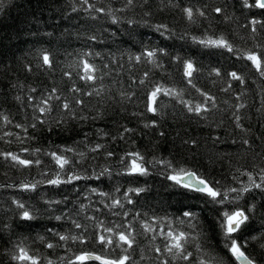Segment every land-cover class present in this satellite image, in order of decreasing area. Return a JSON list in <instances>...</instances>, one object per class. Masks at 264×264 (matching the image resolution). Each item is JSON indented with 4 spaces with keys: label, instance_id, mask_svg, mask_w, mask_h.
Returning a JSON list of instances; mask_svg holds the SVG:
<instances>
[{
    "label": "trees",
    "instance_id": "1",
    "mask_svg": "<svg viewBox=\"0 0 264 264\" xmlns=\"http://www.w3.org/2000/svg\"><path fill=\"white\" fill-rule=\"evenodd\" d=\"M89 2L106 11L85 12L87 5L78 0H0V153L40 161L24 167L0 155V264H19L11 258L18 247L34 254L38 264H67L82 251L123 254L95 240L80 244L59 238L88 239L104 227L132 232L135 244L129 252L135 264H240L228 251L231 239L254 264H264V191L252 189L236 202L249 219L227 239L220 221L235 205L214 204L166 178L172 169L183 168L221 191L246 186V173L260 182L264 77L246 57L264 51V9L246 7L243 0H134L127 8L126 0ZM185 8L193 10L191 19ZM109 9L118 20L115 24ZM158 26L165 27L157 31ZM93 36L95 40L89 39ZM220 38L231 45V52L199 42ZM146 51L156 55L148 58L142 55ZM45 52L51 66L43 63ZM86 52L92 55L84 57ZM82 58L96 65L95 81L81 79ZM186 61L195 68V88L183 75ZM233 71L244 83L228 75ZM157 85L174 95L161 93L158 111L151 113L146 110L148 94ZM197 88L212 99L205 102ZM49 96L60 99L49 101L47 113L39 112ZM181 101L205 104L207 111L188 112ZM64 103L70 109H64ZM25 148L29 151H22ZM66 148L73 150L63 151ZM54 151L69 160L63 170L49 155ZM130 152L170 162L171 167L147 165V176H129L120 161ZM57 172L61 181L73 174L87 178L48 184ZM22 183L37 187L24 191ZM129 188L145 190L136 194ZM126 192L132 203L124 199ZM235 195L229 193L230 198ZM116 199L123 207L112 206ZM14 201L23 203L33 219H23ZM185 211L194 218L184 217ZM145 222L152 225L147 233L141 226ZM169 226L195 237L186 245L193 253L189 261L154 251L165 245L159 233Z\"/></svg>",
    "mask_w": 264,
    "mask_h": 264
},
{
    "label": "snow or ice",
    "instance_id": "2",
    "mask_svg": "<svg viewBox=\"0 0 264 264\" xmlns=\"http://www.w3.org/2000/svg\"><path fill=\"white\" fill-rule=\"evenodd\" d=\"M78 2L81 5H87V8H84L83 10L85 12H89L91 10L92 12H105L106 9L104 8H96L94 4L90 3L89 0H78ZM134 0H126L125 7H129L133 4ZM243 3L246 7H255L259 9H264V0H254V4L249 5L248 0H243ZM73 12L78 11L76 7H73ZM110 15H112V23H117L118 20L115 17V14L112 12V10H107ZM184 13L188 16L189 19L193 16V10L191 8H185L183 9ZM216 12H221L222 10L220 8L215 9ZM200 15H203V12L200 13ZM253 24L260 23L259 21L253 20ZM165 26H158L157 31L160 30V28ZM264 27V25H262ZM256 29H253V32H255ZM91 40H95L96 37H89ZM201 44H204L206 46L210 47H217V48H227L230 52L232 51L231 45L223 38L220 39H209V40H201L199 41ZM160 51H163L162 49ZM91 52L84 53V57L91 56ZM96 55H99V53H96ZM142 55L152 58L156 55L155 51H146L145 53H142ZM43 63L44 65L51 66V60L49 55L45 52L43 54ZM136 60H140L141 56L135 57ZM247 61L251 62V67L258 73L261 77H264V51H261L260 53H257L255 51H251L247 57ZM79 67L82 69L83 75L81 76V79L88 82V81H95L96 76L95 73L98 71L96 65L94 63H91L88 59L82 58L80 61ZM195 72V68L193 66V63L191 61H186L184 63V77L187 78L188 83L192 85L193 88H195V84L192 83V77ZM65 75H70L69 73H65ZM147 75V73L145 74ZM217 75H219V71L217 70ZM233 80L239 81L240 83H244V79L242 76L238 75L237 72L233 71L228 74ZM141 83H144L143 80H141ZM74 91H79V89H73ZM34 91V90H33ZM197 92H201L199 88L196 89ZM53 93L56 92V89L52 90ZM163 93L165 95H174V93L171 90H166L162 86H155L154 89L148 94V102L146 104V110L151 113H157L158 107H159V101L158 96ZM201 95L205 97V102L208 100H211L212 98L208 96L207 93L201 92ZM31 100L32 97H29ZM51 99H57L59 100V96H49L48 98H45L41 101V104L43 106H40L38 108L39 112L41 113H47L51 109L47 107L49 104V101ZM185 104L187 107L188 112H195L196 114H201L202 111H207L205 108V104H195L190 105L189 102L181 101ZM77 103H82V101H77ZM214 106V105H213ZM237 107H243V105H238ZM64 109H70V105L68 103L63 104ZM2 115V114H0ZM5 122L8 121V118L6 116L3 117ZM237 121L240 119L238 116L236 117ZM153 123H155L153 121ZM35 127V125H32ZM147 126V125H146ZM16 127H22V125H16ZM237 127H240L239 123L237 124ZM127 131V129H126ZM244 143H247V141H244ZM97 147H100V145H97ZM71 148H66L63 151H72ZM24 152H28L29 149L25 148L22 149ZM36 151H39L37 149ZM0 155L4 156L5 159H10L11 161L22 165L24 167H29L33 163L39 164L40 161H32L30 159H24L21 158L19 155L7 152V153H0ZM55 160V163L59 166L61 170L65 168L67 164H69V160L64 157L62 154L58 155L55 151L49 153ZM81 155H83L81 153ZM109 156L112 155V153L108 154ZM130 161V163H129ZM121 166L123 167L124 173L129 176H147L149 174V170L147 165L155 166L157 164H163L166 167H171L170 162L164 161V160H157L153 158L152 160H147L145 157H143L138 152H130L126 153V158H122L120 161ZM103 174V173H102ZM245 173H242L244 175ZM60 173L57 172L56 179H50L47 181L50 185H59L62 182L63 183H70L73 180H79L82 178L87 177H81L79 175H69L68 179L66 181H61L59 179ZM248 176V184L246 186L241 187L240 189L237 188H230L226 191H221L220 189L212 186V184L207 181L205 178L198 175L196 172L186 169H172V173L167 175V179L169 181L173 182L174 186L183 188L188 191L202 193L206 197L211 198V202L221 205H226L228 203H232L235 205L234 210H226L222 213L223 219L220 221V228L223 231V235L227 239H231V235L235 232H237L241 225H243L249 217L246 215L245 210H242L236 202L243 198L244 193L250 192L252 189H260L264 191V168L260 170L259 173V180L260 182L257 183L256 180L253 178L252 173H246ZM39 183V182H37ZM37 187L36 183L29 184V183H22L20 185V188L24 191H31ZM119 189H117L118 191ZM143 188H129V192H134L136 194H139L140 192L144 191ZM93 192L96 191V189H92ZM229 193H235L236 195L234 197H229ZM101 195H107L105 193H101ZM124 199L127 201V203H132L133 201L128 196V193L126 192L124 194ZM16 203L17 207L22 211V218L26 220L33 219V215L25 209V206L23 203L19 201H14ZM112 206L116 207H123L122 202L119 199L112 201ZM250 211V210H249ZM128 213H124V215H127ZM183 216L188 218L189 220L193 219L195 214L191 211H185L183 213ZM57 220L61 219V217H56ZM183 222V221H181ZM76 228H80V224L75 225ZM142 228L144 229L145 233L152 230V225L148 224L147 222L143 223ZM105 233H112V235H105ZM164 237L166 240L165 245L163 248L156 247L154 251L156 253H166L169 257L172 258V260L176 261H189V258L193 256L192 252H189L186 248V245L190 242V240H194L195 237H192L190 233L184 232V231H175L169 226V230L167 232H164L163 230L159 233ZM61 241H67L68 239H72L74 242H79L80 244H85L88 242V240H95V243L97 245L102 246L105 249H114V248H120L122 249L123 254L118 256H109L106 254H95L93 252H87L82 251L79 254L74 255V258H69L67 260V264H88L90 261H98L99 264H135V262L132 259L131 253L129 252L130 249L134 247L135 240L132 236V232L125 230V231H115L112 228L104 227L102 232H97L94 236L88 237V239H85L84 236H65L60 235ZM42 239V238H41ZM155 239V236L153 237ZM49 248L54 247L52 244L47 245ZM126 246V247H125ZM242 246L238 244V242L235 239H231L230 246H228V251L231 253V256L235 258V260L240 261L241 264H254V261L249 258L244 251L241 250ZM197 249H199V245L197 244ZM12 260H15L19 262V264H38V258L31 254L26 248L24 247H18L16 252L12 255ZM48 264H53L51 260L48 261ZM162 264H169L168 260H164ZM197 264H206L205 260H198Z\"/></svg>",
    "mask_w": 264,
    "mask_h": 264
},
{
    "label": "water",
    "instance_id": "3",
    "mask_svg": "<svg viewBox=\"0 0 264 264\" xmlns=\"http://www.w3.org/2000/svg\"><path fill=\"white\" fill-rule=\"evenodd\" d=\"M192 171V170H191ZM87 252H89V251H87ZM94 253V252H93ZM95 254H97V253H95ZM240 264H241V262L240 261H238Z\"/></svg>",
    "mask_w": 264,
    "mask_h": 264
}]
</instances>
